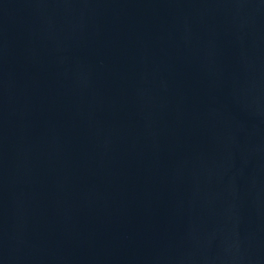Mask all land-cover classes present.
Instances as JSON below:
<instances>
[{
    "label": "water",
    "instance_id": "1",
    "mask_svg": "<svg viewBox=\"0 0 264 264\" xmlns=\"http://www.w3.org/2000/svg\"><path fill=\"white\" fill-rule=\"evenodd\" d=\"M0 264H264V0H0Z\"/></svg>",
    "mask_w": 264,
    "mask_h": 264
}]
</instances>
